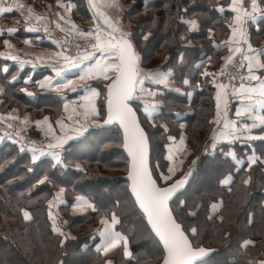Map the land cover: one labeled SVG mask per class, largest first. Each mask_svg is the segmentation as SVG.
<instances>
[{
    "label": "snow or ice",
    "instance_id": "1",
    "mask_svg": "<svg viewBox=\"0 0 264 264\" xmlns=\"http://www.w3.org/2000/svg\"><path fill=\"white\" fill-rule=\"evenodd\" d=\"M88 3L92 9L94 26L85 31L68 15L76 7L74 3L57 0L56 6L68 14L55 12L54 15L58 19L53 20L50 15L36 14L31 8L28 9V14L24 15L23 9L26 6L18 0H13L10 4L0 0V14L12 13L14 9L21 11L26 31L33 33L42 31L51 36L50 25L54 24L55 29L65 33L63 40H54L58 50L51 57L37 56L35 60H27L13 51L0 52V58L17 62L21 70L25 65H31L35 69L46 60H55L56 63L44 64L54 75H45L35 81L32 80L31 75H28L24 79V84L31 83L42 91H55L62 102V110H58L59 116L55 119L45 115L42 119L33 121L27 115L21 117L14 114L15 109L7 114L0 113V124L4 125V130L0 133V143L11 142L17 146L19 153H30L32 165L43 162L47 170L42 174V178L37 180V184L47 183L55 190L51 192V198L47 199V219L51 221V232L56 234V247L62 249L70 238V233L64 231L62 225H67L69 221L60 220L58 213L53 210L61 205H67L68 201L65 199L66 189L58 183L59 178H53L50 173L53 170L61 173L75 167L78 172L84 174L82 179L87 178L86 168L76 163L73 151L75 145L70 142L84 137L89 133L90 128L99 129L100 134H112L126 152L125 193L132 201L134 210L142 218V230L156 242L155 252L149 253L153 257L152 264H198L208 257L212 250L202 246L201 229L185 223V219L180 215H174V212L180 209L188 216L197 215L195 207L193 206L189 211L187 200L182 199L178 193L182 192L197 173L200 156L194 155L188 161L185 170L183 167L185 161L181 157L191 154L186 136L183 132L178 134L179 138L177 134H169L168 125L158 124L156 117L153 116V113L161 110L160 106L163 103V90L159 86L169 91L180 92V89L169 86L170 69L165 71L162 66L156 70L145 71L142 67L145 58L140 52L141 44L136 39L135 32L125 31L118 19L101 10L102 8L118 9L120 7L118 0H103L102 3L88 0ZM209 7L215 8L219 13L226 11L232 13V16L227 18L228 35L222 45L216 43L214 29L207 28L211 47L213 49L223 47L227 54L220 57L222 63L218 70L213 71L205 66L213 59L211 56L207 57L206 61L195 66L203 79L193 82L185 78L183 84L192 89L185 93L189 97L196 89L203 91L205 84L210 85L214 90L215 110L211 119L207 121L212 135L203 146V153L212 155L218 148L223 152L221 145L226 144L229 146L232 158L235 159V152L231 150V146L236 142L250 144L257 139L264 140V111H256V109L264 110V59L261 58L264 50L253 47L248 33L249 22L256 23L258 16L264 17V0H251L250 5H246L245 0H231L227 8L214 3H210ZM180 20L187 25L189 31L199 30L200 25L195 19L184 20L181 17ZM66 25L71 27H65ZM6 31L11 35L18 29L9 27ZM4 33L5 29L0 28V35ZM149 35L150 33H145L142 39L147 40ZM76 36L85 38L87 43L74 44L69 37ZM181 40L190 42L183 36ZM25 43L31 41L26 40ZM3 44L10 50L14 47L7 39ZM180 59L182 61L183 57ZM8 70V65L5 64L3 72L7 73ZM69 72H73L74 75L69 77L67 75ZM17 79V75L11 76L12 82ZM89 81H107V83L103 89H99ZM19 91L28 97H34V93L29 91L28 87L20 88ZM69 92L76 93V96L70 98L67 95ZM8 94V90L0 86V95ZM233 102H238L234 115ZM141 110H143V120L139 114ZM242 120L251 122L241 123ZM33 125L44 137L39 144L36 140L27 137V132ZM149 125L150 129L146 130ZM179 128L184 129L185 125L180 124ZM256 128L261 129V135L253 134V129ZM158 135L164 136L167 142L159 156L156 155ZM108 146L105 145L106 148ZM44 158L47 159V164H44ZM161 160L166 163H162ZM7 163V160L0 162V168ZM235 163L243 166L244 161L235 159ZM257 163L264 167V158L257 155L253 147L252 155L248 157V164L251 166ZM27 171L32 172L33 167H28ZM227 182L231 183V177ZM251 183L252 176L248 174L247 178L242 180V184L247 186ZM231 190L229 188V191ZM73 194L74 203L71 207L74 212L94 213L99 218L100 228L97 229L96 235L101 238V243L96 247V252L102 254V258L98 257L91 264H114L110 254H114L117 249L123 257L133 259L129 238L117 231V225L122 223L121 213L124 209L105 210L95 202L94 198L75 194L74 189ZM32 199L31 193L27 196L22 194L17 198L15 210L22 215L24 221H33V213L21 203V200L31 202ZM211 208L213 212L218 210L215 203ZM261 210L264 211V203L261 205ZM207 218L211 220L212 216L209 215ZM219 220L221 224L225 223L223 215L219 216ZM253 222L254 213L250 212L248 223ZM25 230L27 231V228ZM217 231L221 238L231 235L220 229ZM84 247L86 248L87 245ZM251 247H256V242L250 238L243 239L241 245L245 250L242 253L245 256L243 264H264V258L257 259L247 255V250ZM24 251H28L27 245ZM2 264H14V261L8 258L2 261ZM47 264H67V262L57 255ZM136 264L142 262L137 260Z\"/></svg>",
    "mask_w": 264,
    "mask_h": 264
},
{
    "label": "trees",
    "instance_id": "2",
    "mask_svg": "<svg viewBox=\"0 0 264 264\" xmlns=\"http://www.w3.org/2000/svg\"><path fill=\"white\" fill-rule=\"evenodd\" d=\"M40 8H47L55 4L57 0H34ZM76 3L77 20L88 23L90 15L84 0H63ZM126 4H132L131 9L124 14V19H131L136 25V39L140 42V52L145 58L143 67L161 68L171 70L170 78L184 93L167 90L162 96L163 106L156 113L158 124H167L169 134L183 132L190 155L185 159L183 167L187 168L188 161L194 155L200 156L198 171L188 182L186 187L178 195L186 199L189 211L193 206L196 216H188L180 209L174 215H180L185 223L192 224L201 229L200 240L202 246L212 250L211 254L198 264H243L245 252L241 248L243 239L250 238L256 242V247L247 250V255L257 259L264 258V211L261 205L264 203V167L259 163L249 166L248 157L255 153L264 157V140H255L250 144L236 142L231 146L236 159L244 161L243 166H238L230 156L229 146L222 144L221 152L218 148L214 154L205 155L203 146L210 139L212 132L207 123L214 114L215 101L214 90L205 84L204 90L196 89L189 97L185 93L192 89L183 84L185 78L195 82L202 80L195 66L207 57L211 56L212 62L205 66L210 70H218L222 61L220 57L226 55L223 47L213 49L208 40L207 28L214 29V38L217 44H223L228 35V19L232 13L226 11L219 13L215 8L209 7L214 3L227 8L231 0H122ZM186 9V11H185ZM9 15L3 17L1 22L5 26ZM13 18L12 16H10ZM184 20L195 19L200 25L199 30L189 31ZM261 27L253 32L259 41L264 39V19L260 20ZM150 33L147 40L142 37ZM186 37L187 41L181 40ZM168 41V43H165ZM163 45V47H162ZM167 57V59H165ZM181 57L183 60L181 61ZM264 59V58H263ZM4 62L0 61V84L8 90V95H1V110L6 112L12 107H17L20 113H31L34 117L51 116L55 119L59 116L58 110H62L60 98L43 93L35 88V98L29 99L19 91L23 83L20 80L11 81L15 73L11 66L7 73L3 72ZM158 65V66H157ZM104 85H100L103 89ZM190 110V111H189ZM143 120V110L139 113ZM185 128L180 129L179 125ZM113 127V126H109ZM150 129V125L146 130ZM153 131H162L152 129ZM99 129H89L84 137L70 142L75 145L74 155L76 163L85 167L88 173L83 178V173L75 167L59 173L53 170V178H59L58 183L66 189L65 199L67 205H61L53 211L58 213L60 220H67V225H62L64 231L72 234L65 242L62 249H57L56 234L51 232V221L47 219V199L51 198V192L55 191L51 185L37 184L42 174L47 169L43 162L31 164L30 153H19L17 146L11 142L0 143V162L8 163L0 168V264L10 258L14 264H47L54 256L59 255L67 264H91L102 254L96 252V246L101 238L96 235L100 228L99 218L94 213H74L71 204L74 203V194L90 196L105 210L111 209L121 213L122 223L117 225V231L129 238V245L133 251V259L123 257L119 249L110 254L114 264H136L139 260L142 264H152L153 257L149 255L156 250V242L146 235L143 229V221L137 211L134 210L132 201L125 193L126 187V156L122 145L110 133L100 134ZM0 133L1 130H0ZM254 135H261L260 128L253 131ZM100 135V136H98ZM164 136L156 137L159 156L166 144ZM105 145H109L107 148ZM162 163L166 161L161 160ZM44 164L47 159L44 158ZM33 167V171H27ZM50 167V166H49ZM252 176L250 185H243L242 180L247 175ZM231 177V183H221ZM229 188L232 190L229 191ZM32 194L31 202L21 200V203L33 213V221H24L22 215L15 210L17 198L22 194ZM39 197V198H37ZM119 203L118 202H121ZM195 202V204H194ZM215 203L218 210L209 220L211 205ZM254 213V222L248 223L249 213ZM225 217V223L221 224L219 216ZM27 228V231L25 230ZM217 229L231 233L221 238ZM7 237V239L5 238ZM92 237L94 238L92 240ZM96 237V238H95ZM28 246V251L24 247ZM87 245L85 248L84 246Z\"/></svg>",
    "mask_w": 264,
    "mask_h": 264
},
{
    "label": "crops",
    "instance_id": "3",
    "mask_svg": "<svg viewBox=\"0 0 264 264\" xmlns=\"http://www.w3.org/2000/svg\"><path fill=\"white\" fill-rule=\"evenodd\" d=\"M3 2L5 4H10V3L13 2V0H3ZM18 2L22 3V4H24L26 6L25 9H23L24 15L28 14V9L29 8H31L34 11V13H36V14L50 15L53 20L58 19V17H56L54 15L55 12L64 13L63 9H60V8H58L56 6L57 2L55 4L48 5L47 8L38 7L34 0H18ZM62 2H64V3L71 2V3H74L76 5V3L73 2V1H63L62 0ZM84 2H85V5H86V8H87V11H88V13L90 15V19H89L88 23L76 19V15L74 14V12L76 11V7L73 8V10H72V12L70 14H68V13H64V14L70 15L71 19L75 22V24L79 28L87 31V30L91 29L94 26V21L92 20V15H91L92 9H91V7H90V5L88 3V0H84ZM96 2L97 3H102L103 0H96ZM118 3L120 4V7L118 9H116V8H109V9L102 8L101 10L105 11L109 16H111V17H113L115 19H118L123 24L125 31H129V27H130L131 24L128 23L127 21L123 20L124 10H125V7L127 5L122 3L121 0H118ZM250 3H251V0H245V4L246 5H250ZM49 6H51V8H49ZM6 15H9V16H8V18L6 20L5 26H2L1 22L3 20V17L6 16ZM10 16H12L13 18H11ZM261 19H264V17H259L258 16V19H257L256 23L249 22V24H248V33H249L250 42L252 43L253 47L255 49H257V50H264V39L260 40V42H259V37L257 35H256V37L254 36V38H253V32H257L260 29V27H261V24H260V20ZM52 26L55 27L54 24L50 25V27H52ZM9 27H15V28L18 29V31L15 34H11L10 35L6 31V29L9 28ZM65 27L70 28L71 25H66ZM0 28L5 29L4 35H0V52L13 51L16 54L20 55L21 58H23V59L35 60L37 56L51 57L58 50V45L56 43H54V41H53L51 36L46 35L42 31L41 32H36V33L26 31V25L24 23L22 15H21V11H18V10L14 9L12 13L0 14ZM80 38H83V37H80ZM5 39L9 40L13 44V46H14L13 49L10 50V49L6 48V46L3 44V41ZM26 40H30L31 43H25ZM261 58L262 59L264 58V53H262ZM0 61H3L4 65L5 64L8 65V69L11 66H14L15 73H13V75H17V77H18L17 80H20L23 83V85H25L24 84V79L28 75L32 76V80L33 81L39 80V79L43 78V76H45V75H54L51 72V69L49 67L44 66V64L56 63L55 60H46L44 62V64L38 65L35 69H33L31 67V65H25L23 67V69L21 70V68L19 67V64L17 62H13V61H10V60H4L2 58H0ZM4 65H3V67H4ZM57 66H59V65H57ZM145 71H151V70H145ZM67 75L69 77H71L72 75H74V73L73 72H69V73H67ZM169 79H171V78H169ZM89 83L92 84L94 87H97V88L100 89V85H105L107 83V81H89ZM173 83H174V81L170 80V85L169 86H171ZM0 86H2V85L0 84ZM23 87H28L29 91H32L34 93V97H28L24 93L29 99H34L35 98V88H37V90H40L38 87L33 86L31 83H29L28 85H25ZM159 87L162 88L163 86H159ZM171 88H173V87H171ZM40 91H42V90H40ZM42 92L50 94V95H53V96H56V97H59L58 94L55 91H42ZM67 95L70 98H74L76 96V93H70L69 92V93H67ZM1 103H2V98H1V95H0V113L7 114L9 112H12L13 109H15V113L14 114L19 115L21 117L27 115L29 117V119L33 120V121L42 119L44 117V116L43 117H34L29 112H25V113L21 114L20 110L17 107H12L9 110H7L6 112H3L1 110ZM237 104H238V102H233V104H232V109H233V113L232 114L233 115H234L235 108L237 107ZM256 111H264V110L256 109ZM47 116H49V115H47ZM49 117H50V119H52L51 116H49ZM244 122H249L250 123L251 121H247V120H242L241 121V123H244ZM14 123H18V122H14ZM256 129H258V128H256ZM256 129H253V131L256 130ZM0 130H1V132H3L4 125L0 124ZM34 134L36 136H34ZM27 137L33 138L34 140L37 141L38 144H39V142L41 140L44 139L43 134L38 129H36L34 125L27 132ZM230 156L232 157L231 154H230ZM235 159H236V155H235ZM225 183L229 184L227 182V180L225 181ZM74 213H80V212L79 211H75ZM100 243H101V241L99 242V244Z\"/></svg>",
    "mask_w": 264,
    "mask_h": 264
},
{
    "label": "rangeland",
    "instance_id": "4",
    "mask_svg": "<svg viewBox=\"0 0 264 264\" xmlns=\"http://www.w3.org/2000/svg\"><path fill=\"white\" fill-rule=\"evenodd\" d=\"M122 1V0H121ZM122 3H124L123 1H122ZM124 4H126V3H124ZM127 6L125 7V10H124V14H125V12L127 11V10H129V9H131V5L132 4H126ZM124 14H123V20L124 21H127L128 23H130L131 25H130V27H129V32H133L134 31V29H136V25L134 24V22H132V20L131 19H127V20H125L124 19ZM50 31L51 32H53V33H55V32H57V31H59L58 29H55V27L54 26H52V27H50ZM77 38H79V39H82V40H84V41H86V39H84V38H80V37H78V36H76ZM260 42V41H259ZM158 66V65H157ZM143 67V66H142ZM143 69H145V70H156V69H154L153 67H143ZM158 69V68H157ZM169 78H170V76H169ZM169 80H171V79H169ZM172 81V80H171ZM153 87H156L155 85H153ZM170 87H173V88H179L180 89V93H184V90L181 88V87H178V85H177V83L175 82V83H173ZM162 90H163V95H165L166 94V92H167V89H164L163 87L161 88ZM176 92V91H175ZM179 93V92H178ZM163 106V103H162V105L160 106V108ZM156 113H158V112H156ZM156 113H153V115H155ZM34 136H36L35 134H34ZM38 136V135H37ZM30 140H34L33 138H30V137H28ZM40 140V139H39ZM188 145V144H187ZM188 157V156H187ZM187 157H181L182 159H184V161H185V159L187 158ZM215 214V212H213V211H211V216H213ZM70 237H72V234L70 235ZM96 238V237H95ZM94 238L92 237V240H93ZM99 244V243H98ZM97 244V245H98ZM97 247V246H96Z\"/></svg>",
    "mask_w": 264,
    "mask_h": 264
},
{
    "label": "built area",
    "instance_id": "5",
    "mask_svg": "<svg viewBox=\"0 0 264 264\" xmlns=\"http://www.w3.org/2000/svg\"><path fill=\"white\" fill-rule=\"evenodd\" d=\"M51 33H52L51 37H52L53 41L54 40H63L65 37V33H61L60 31H57L55 33L51 32ZM69 39H71L74 44L79 43L81 45H84L87 43V41H84V40L79 39L77 37H69Z\"/></svg>",
    "mask_w": 264,
    "mask_h": 264
},
{
    "label": "water",
    "instance_id": "6",
    "mask_svg": "<svg viewBox=\"0 0 264 264\" xmlns=\"http://www.w3.org/2000/svg\"><path fill=\"white\" fill-rule=\"evenodd\" d=\"M123 150H124V149H123ZM124 152H125V150H124ZM125 154H126V152H125ZM206 258H207V257H206ZM206 258H204V259H206ZM204 259H203V260H204ZM199 262H200V261H199Z\"/></svg>",
    "mask_w": 264,
    "mask_h": 264
}]
</instances>
